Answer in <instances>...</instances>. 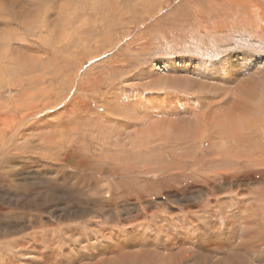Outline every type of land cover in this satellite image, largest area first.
<instances>
[{"label":"rangeland","instance_id":"rangeland-1","mask_svg":"<svg viewBox=\"0 0 264 264\" xmlns=\"http://www.w3.org/2000/svg\"><path fill=\"white\" fill-rule=\"evenodd\" d=\"M259 62L264 0H0V264H264Z\"/></svg>","mask_w":264,"mask_h":264},{"label":"bare ground","instance_id":"bare-ground-1","mask_svg":"<svg viewBox=\"0 0 264 264\" xmlns=\"http://www.w3.org/2000/svg\"><path fill=\"white\" fill-rule=\"evenodd\" d=\"M64 41V40H63ZM3 59V58H2ZM261 60V59H260ZM14 62V61H13ZM163 63V62H162ZM167 63V62H166ZM189 63V62H188ZM263 64L264 62H259L258 63V65L259 64ZM185 65V64H184ZM262 66V65H261ZM208 67V66H207ZM206 67V68H207ZM239 67V66H238ZM157 68V67H156ZM160 70L159 71H163L164 70V65L163 66H159L158 67ZM209 69V68H208ZM245 69H247V67H245L244 66V68H243V71L245 70ZM211 70V69H210ZM262 70V69H261ZM12 71V70H11ZM158 71V72H159ZM242 71V72H243ZM219 72V71H218ZM256 72V71H255ZM157 81V80H156ZM235 81V80H234ZM237 81V80H236ZM159 82V81H158ZM157 82V83H158ZM247 82V81H246ZM235 83V82H234ZM239 84V83H238ZM237 86V85H236ZM238 86H240L241 87V92H240V94L241 93H243L244 91H245V89L246 88H249V87H251V86H249V84L247 85V84H244V83H242L241 85H238ZM221 87V86H220ZM215 88H218V87H216L215 86ZM222 88V87H221ZM220 89V88H219ZM254 89V88H253ZM226 90V89H225ZM249 90H250V88H249ZM251 91V90H250ZM250 91H248V92H250ZM253 91V90H252ZM241 96V95H240ZM238 97L237 98V96H236V98H235V100H234V102H233V104H231V105H229V107L230 108H232L233 107V109H237V111L236 112H238L239 111V109H241V108H248V107H250V103L249 102H247V100H245L244 98H242V97ZM244 96V95H243ZM251 102V101H250ZM157 105V104H156ZM260 105V104H259ZM158 106H160V105H158ZM259 107H261V106H259ZM244 109H241L240 110V113H242V111L244 110ZM250 108H248V110H249ZM246 110V109H245ZM253 110V109H252ZM250 111V110H249ZM231 113V115H230V117L232 118V117H234V115H236V117H238L239 115L237 114V113H235L234 111H232V112H230ZM255 117V116H254ZM249 118H250V116H249ZM238 119V118H237ZM223 124V123H222ZM232 237V236H231ZM238 248V247H237ZM253 248V247H252ZM255 250H257L256 252H260V253H262L264 250H263V248L261 247V249L258 247L257 249H255ZM255 253V252H254ZM114 255V254H113ZM135 256H137V255H135ZM136 261L134 262L135 264H139V261L141 262V260H138V259H136V258H134ZM142 259V258H141ZM146 260V259H145ZM144 260V261H145ZM143 261V260H142ZM147 261H148V259H147ZM232 261H234V260H232ZM231 261V262H232ZM115 262V261H114ZM124 262V261H123ZM143 263V262H142ZM144 263H149V262H144ZM245 263V262H244ZM242 264V263H241ZM249 264V263H248Z\"/></svg>","mask_w":264,"mask_h":264}]
</instances>
